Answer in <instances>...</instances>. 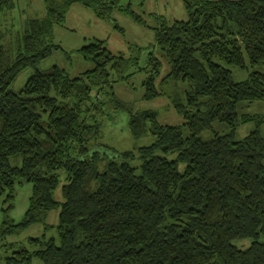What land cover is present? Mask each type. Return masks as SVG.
Wrapping results in <instances>:
<instances>
[{"label": "trees", "instance_id": "16d2710c", "mask_svg": "<svg viewBox=\"0 0 264 264\" xmlns=\"http://www.w3.org/2000/svg\"><path fill=\"white\" fill-rule=\"evenodd\" d=\"M15 1L0 0V17ZM133 1L45 0V15L26 20L14 54L0 42L5 264H264V119L240 110L264 102V0H182L186 19L153 12L155 25ZM74 4L105 20L119 9L154 29L170 70L161 76L162 60L150 56L143 98L168 97L182 124L130 109L133 136L151 134L154 141L120 152L99 142L102 123L94 110L107 101L95 100L113 90L114 72L124 77L128 59L94 38L77 49L92 65L78 76L57 65L39 68L54 50H64L52 33ZM232 67L248 76L236 80ZM26 68L33 72L14 91ZM112 94L114 105L126 109ZM251 121L259 126L236 139ZM23 183L33 185L32 194L16 221L11 211ZM54 210L56 224L48 222ZM32 224L44 226L40 236L6 241Z\"/></svg>", "mask_w": 264, "mask_h": 264}, {"label": "rangeland", "instance_id": "374dc122", "mask_svg": "<svg viewBox=\"0 0 264 264\" xmlns=\"http://www.w3.org/2000/svg\"><path fill=\"white\" fill-rule=\"evenodd\" d=\"M127 3V2H126ZM45 0H16L15 7L7 10L0 17V42L4 43L9 52H16L18 42L24 32L25 22L30 18H40L46 13ZM133 7L141 13L151 25H155L153 19H149L150 13L163 15L167 20L186 19L188 17L187 9L182 0H145L144 5L139 0L133 1ZM112 20L102 19L97 16L95 11L81 4H74L67 13L65 24L55 25L52 33V40L55 44L61 45L64 50H54L52 54L39 63V68L47 69L57 65L67 70L71 76H78L87 69H90L91 62L84 60L77 49L97 38L105 41V45L116 54H123L127 59L124 77L119 78L117 73L112 75L113 90L109 87L102 94L101 98L95 100L96 105L99 102H105L98 110H94V115L101 121L100 143L107 144L117 151L135 150L136 148L148 145L154 141L151 134H144L140 137H134L128 126L129 110L143 111L154 110L159 113V120L162 124H182L184 119L172 107L168 97L161 96L153 99H144L145 87L143 80L146 77L144 69L148 64L151 55L158 56L163 62L161 76L165 75L170 66L156 44V35L154 29L145 27L135 22L131 17L122 13L119 9L113 12ZM118 23L123 32L115 28ZM67 52V53H66ZM12 54V55H13ZM236 80L244 79L248 76V71L238 68H231ZM251 71V69H250ZM33 72L32 68L24 69L12 84L14 91H19ZM160 80V78H159ZM157 80V81H159ZM158 84V83H157ZM182 88L184 86H181ZM113 91L116 97L126 104V109L114 105ZM241 112L251 115L259 114L264 119V102L244 103L241 105ZM260 125V126H259ZM251 121L240 126L236 131V139H242L252 130L259 126L264 136V122L259 124ZM216 129L221 132H229L225 125L218 124ZM207 132V131H206ZM204 132L202 136L207 138L208 133ZM136 166L139 161L135 160ZM31 183H23L17 186L16 206L11 214L16 221L21 220L24 211L28 207V201L32 194ZM0 200V224L3 221L4 213L1 208ZM59 212L51 211L48 216V222L56 224L58 222ZM44 231L42 224H32L28 228L9 236L6 241L24 243L29 237L40 236ZM54 234L55 231H51ZM240 245L239 242H236ZM242 244L247 245L244 241ZM5 248H0V264H5ZM35 260L34 264H39Z\"/></svg>", "mask_w": 264, "mask_h": 264}, {"label": "crops", "instance_id": "0c3cea01", "mask_svg": "<svg viewBox=\"0 0 264 264\" xmlns=\"http://www.w3.org/2000/svg\"><path fill=\"white\" fill-rule=\"evenodd\" d=\"M25 211H26V210H25ZM25 211H24V212H25Z\"/></svg>", "mask_w": 264, "mask_h": 264}]
</instances>
